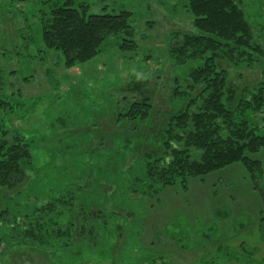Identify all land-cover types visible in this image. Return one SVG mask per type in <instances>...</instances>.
Segmentation results:
<instances>
[{"label": "rangeland", "instance_id": "obj_1", "mask_svg": "<svg viewBox=\"0 0 264 264\" xmlns=\"http://www.w3.org/2000/svg\"><path fill=\"white\" fill-rule=\"evenodd\" d=\"M78 1L87 2L92 12L132 11L136 51L119 50L120 37H112L116 42L110 37L97 57L67 70L62 55L42 43L38 0H0V96H11L10 104L0 108V117L21 132L35 134L39 164L51 156L58 163L47 170L50 179L46 175L45 179L60 187L69 182L92 186L97 183L95 169L109 176L116 175L119 166L127 170L125 163L130 166L137 156L130 154L126 159L120 155L118 140L125 135H130L131 143L143 139L135 136V124L118 118L130 102L149 97L154 106L150 124L157 129L164 125L166 115L176 110L174 81L182 90L189 83V63L176 64L168 45L176 41V35L195 30L185 0ZM241 1L256 37L264 43V0ZM221 65L238 95L242 89H253L264 73V62L259 60L251 66L226 60ZM12 103L14 113L8 115ZM140 129L143 136L152 130ZM145 142H139L140 151L146 148ZM256 156L264 161V152ZM27 174L12 188L0 186V212L18 196L17 207L26 203L19 193L29 191V183L36 180L31 171ZM257 181L258 189H254L244 167L235 163L203 179H190L185 188L180 184L166 187L158 199L129 205L135 213L130 214L126 205L123 209H129L128 213L110 208L114 216L106 223L105 247L122 252V264H144L152 257L162 264H201L222 250L223 254L239 251L242 244L254 248L251 256L259 261L264 257V178ZM36 190L29 191L30 204L36 200ZM243 261L226 264H245ZM6 264L51 262L42 253L29 250L14 253Z\"/></svg>", "mask_w": 264, "mask_h": 264}, {"label": "trees", "instance_id": "obj_2", "mask_svg": "<svg viewBox=\"0 0 264 264\" xmlns=\"http://www.w3.org/2000/svg\"><path fill=\"white\" fill-rule=\"evenodd\" d=\"M185 1L195 30L176 35L168 50L176 64L189 63V83L182 90L174 81L176 110L166 115L161 129L150 124L154 106L149 97L133 100L122 117H117L135 124V136L143 139L131 143L130 135H125L118 140L120 155L126 159L130 154L137 156L130 166L125 163L126 171L119 166L116 175L109 176L95 169L97 183L92 186L73 182L57 186L45 179V175L50 179L47 170L58 166L56 159L51 156L40 165L33 145L35 134L21 132L0 117V186L12 188L31 171L36 180L29 183V191L37 189L31 204L29 191L19 193L27 207L26 203L17 207L18 196L0 212V246L4 245L0 264H6L14 253L29 250L42 253L51 264H122V252L105 247L106 223L114 216L110 208L124 210L126 205L130 214L135 213L129 205L158 199L166 187L180 184L185 188L190 179H203L235 163L244 167L253 188L258 189L257 179L264 178V161L256 156L264 152V73L253 89H242L238 95L221 61L243 66L264 62V43L256 37L241 0ZM37 6L42 43L62 55L67 70L97 57L110 37H120L118 49L123 52H135L138 47L130 10L92 12L87 2L77 0H38ZM6 95L0 96L2 109L10 104L11 96ZM10 107L8 115L14 113L13 103ZM140 127L152 129L145 132L152 135L143 136ZM138 141L145 142L146 148L140 151ZM130 147L133 149L126 150ZM222 251L201 264L242 260L264 264V257L255 260L251 256L254 248L242 244L239 251ZM151 260L144 264H162L155 257Z\"/></svg>", "mask_w": 264, "mask_h": 264}]
</instances>
